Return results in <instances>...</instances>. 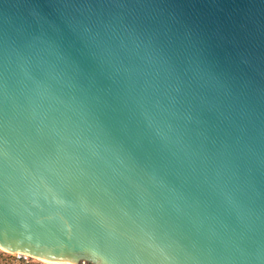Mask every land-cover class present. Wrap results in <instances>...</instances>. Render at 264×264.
<instances>
[{"label":"water","instance_id":"water-1","mask_svg":"<svg viewBox=\"0 0 264 264\" xmlns=\"http://www.w3.org/2000/svg\"><path fill=\"white\" fill-rule=\"evenodd\" d=\"M0 240L264 264V0H0Z\"/></svg>","mask_w":264,"mask_h":264},{"label":"built area","instance_id":"built-area-1","mask_svg":"<svg viewBox=\"0 0 264 264\" xmlns=\"http://www.w3.org/2000/svg\"><path fill=\"white\" fill-rule=\"evenodd\" d=\"M10 257L11 259L9 260L7 264H46V263H39L41 261L39 260L37 261L36 258H33L25 254H20V253H16V254L10 253ZM54 264H92V263L87 262V261H80L79 263L60 262V263H54Z\"/></svg>","mask_w":264,"mask_h":264},{"label":"bare ground","instance_id":"bare-ground-1","mask_svg":"<svg viewBox=\"0 0 264 264\" xmlns=\"http://www.w3.org/2000/svg\"><path fill=\"white\" fill-rule=\"evenodd\" d=\"M0 250H1V251H4V252H7V253H12V252H10V251H8V250L2 248V247H0ZM12 254H13V253H12ZM37 260H39V261H41V262H43V263H46V264L60 263V262H54V261H47V260H43V259H37Z\"/></svg>","mask_w":264,"mask_h":264},{"label":"rangeland","instance_id":"rangeland-1","mask_svg":"<svg viewBox=\"0 0 264 264\" xmlns=\"http://www.w3.org/2000/svg\"><path fill=\"white\" fill-rule=\"evenodd\" d=\"M9 257H10V253H7V252H4V251L0 250V258L1 259H9ZM39 263H43V262H39Z\"/></svg>","mask_w":264,"mask_h":264},{"label":"crops","instance_id":"crops-1","mask_svg":"<svg viewBox=\"0 0 264 264\" xmlns=\"http://www.w3.org/2000/svg\"><path fill=\"white\" fill-rule=\"evenodd\" d=\"M10 259H11V257H9V259H1L0 258V264H7Z\"/></svg>","mask_w":264,"mask_h":264},{"label":"snow or ice","instance_id":"snow-or-ice-1","mask_svg":"<svg viewBox=\"0 0 264 264\" xmlns=\"http://www.w3.org/2000/svg\"><path fill=\"white\" fill-rule=\"evenodd\" d=\"M3 241L2 240H0V243H2Z\"/></svg>","mask_w":264,"mask_h":264}]
</instances>
